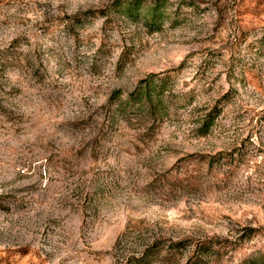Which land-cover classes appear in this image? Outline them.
<instances>
[{"label":"rangeland","instance_id":"1","mask_svg":"<svg viewBox=\"0 0 264 264\" xmlns=\"http://www.w3.org/2000/svg\"><path fill=\"white\" fill-rule=\"evenodd\" d=\"M0 264H264V0H0Z\"/></svg>","mask_w":264,"mask_h":264}]
</instances>
